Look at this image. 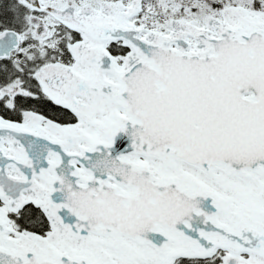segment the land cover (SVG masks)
Returning <instances> with one entry per match:
<instances>
[{
  "label": "snow or ice",
  "instance_id": "obj_1",
  "mask_svg": "<svg viewBox=\"0 0 264 264\" xmlns=\"http://www.w3.org/2000/svg\"><path fill=\"white\" fill-rule=\"evenodd\" d=\"M0 264H264V0H0Z\"/></svg>",
  "mask_w": 264,
  "mask_h": 264
}]
</instances>
